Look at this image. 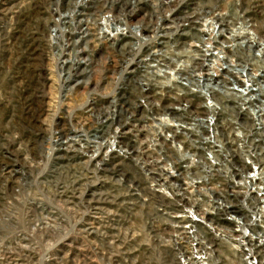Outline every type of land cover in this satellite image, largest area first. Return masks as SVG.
Wrapping results in <instances>:
<instances>
[{"label": "rangeland", "instance_id": "rangeland-1", "mask_svg": "<svg viewBox=\"0 0 264 264\" xmlns=\"http://www.w3.org/2000/svg\"><path fill=\"white\" fill-rule=\"evenodd\" d=\"M84 2L0 0V264L200 259V250L191 248L200 234L185 231L200 230V224L176 218L179 211L156 191L169 197L176 192L170 184L156 185V179L165 183L164 158L170 153L161 154L169 133L161 119L176 114L163 99L169 90L120 87L98 24H90L93 35L83 38ZM183 2L189 10L199 6L231 17L241 3V13L264 17V0ZM57 23L65 29L58 31ZM90 55L89 72H69V63L77 66V57ZM70 138L77 144H68ZM201 154L213 155L192 156ZM191 169L172 173L184 177L180 183L189 182L197 172ZM183 187L182 194L198 200L200 212V188ZM191 214L200 222V214Z\"/></svg>", "mask_w": 264, "mask_h": 264}, {"label": "built area", "instance_id": "built-area-1", "mask_svg": "<svg viewBox=\"0 0 264 264\" xmlns=\"http://www.w3.org/2000/svg\"><path fill=\"white\" fill-rule=\"evenodd\" d=\"M176 2L132 0L122 11L123 5L117 3L114 11L100 12L102 0H85L88 25L84 30L89 35L79 39L92 37L90 24H98L101 39L109 48L108 55L114 58L121 75V88L169 90L163 99L176 114L168 113L161 119L169 130L161 154L175 153L179 160L170 153L165 156L164 160L171 162L168 167L165 162L167 178L165 183L156 179V185L163 188L170 184L176 192L169 197L164 190L156 191L169 200L172 210L179 211L176 218L188 216L200 224V230H185L200 234L199 242L197 236L191 244V248L200 250V259H181L182 264H264V26L259 32L254 29V22H264V17L241 13V3L237 5V17L217 12L224 21L234 22L232 27L222 25L229 30L227 35L237 27L240 55L233 56L232 43L225 33L226 36L216 32L219 27L213 25L212 19L204 22L200 18H182L201 7L189 10L183 0ZM154 13L157 25L153 32L146 27L151 23L148 17ZM258 13L261 15L262 11ZM239 18L254 22L245 31ZM104 20L109 21L110 30L115 28L112 35L106 36L108 33L101 30ZM57 25L58 31L64 28ZM56 32L54 29V43L59 46L61 37ZM200 36L205 42L202 48L200 42L192 40ZM214 37L226 39L229 46L220 49L219 41L213 42ZM243 40L256 44L248 42L246 46ZM128 42L134 46L127 48ZM90 59L91 55L84 60L77 57L82 61L79 71H90ZM201 151L213 155L193 158ZM180 167L197 171L190 172L193 178L184 183L200 188V212L195 210L198 200L181 193L186 190L180 183L184 177L174 178L178 175L172 169ZM191 213L200 214V222Z\"/></svg>", "mask_w": 264, "mask_h": 264}, {"label": "bare ground", "instance_id": "bare-ground-1", "mask_svg": "<svg viewBox=\"0 0 264 264\" xmlns=\"http://www.w3.org/2000/svg\"><path fill=\"white\" fill-rule=\"evenodd\" d=\"M104 1H105V5H106V9L105 10H109V11H114L116 8H117V3L118 4H120L121 3V6L123 5V7L121 8V7H119V8H121L120 10L122 11L124 8H125V6L126 5H130V4H132V0H102V4L101 5H103L104 4ZM133 1H135V0H133ZM114 4H115V6H114ZM109 6L111 7V8H109ZM201 9V10H200ZM200 9H197V11H194V12H192L191 14H188V15H186V16H183L182 18H185L184 20H195V19H198V18H200L201 20H203L204 22H208L210 19H212V21H213V25H218V29L216 30V32L217 33H221L222 32V34L223 33H225V32H228L229 30L227 29V28H224V27H222V25L223 24H228V25H230L231 26V24H232V26H233V24H234V22L232 21V22H230V21H224V17H222L220 14H218L217 12H213V13H210V12H205L204 11V9H203V7L202 8H200ZM85 12V11H84ZM82 13V12H81ZM157 13V12H156ZM156 13H154V14H151L149 17H148V19H149V22H151L147 27H146V29L147 30H152L153 32H154V30H155V25H157V24H155V21H154V17L155 16H157L156 15ZM247 13V12H246ZM84 14V13H83ZM82 14V15H83ZM86 15V14H85ZM88 16V15H87ZM235 17H237V15L235 14L234 15ZM68 17H70V15H68ZM100 20V18L97 20V21H99ZM239 20V22H240V24H241V26H243L244 27V30L245 31H247V29H248V24H250V25H252V21H253V19H249V20H247V18H242V19H238ZM241 20V21H240ZM86 22V21H85ZM254 22V21H253ZM101 23V22H100ZM107 23L110 25V23H109V21L108 20H104V22L102 23V27H103V31H105V32H107L108 34L106 35V36H109V35H112V31L115 29H113V30H110V27L109 26H107ZM154 25V26H153ZM118 26V25H117ZM231 26V27H232ZM262 26H264V22H260V23H258V22H254V29L256 30V32H259L261 29H262ZM237 29V27L236 26H234V30L231 28L230 30H232L230 33H229V35H227L228 33H225V34H223L224 36H226L225 38L227 39V40H229V43H232V45L231 46H233V48H232V50H231V55H240V53H239V48H238V44H239V34H238V31L236 30ZM86 34L87 35H89L87 32H86ZM218 37H220V36H218ZM114 38V36L112 37V38H109V39H113ZM222 38V37H221ZM226 39H222L221 41L217 38V37H214L213 38V42L214 43H216L217 41H219V46H220V49H226V47H228L229 45H227V40ZM192 40H195L194 42H197V43H199L200 42V47L202 48V46H204V38L203 37H201L200 36V38H198V37H193L192 38ZM244 42H245V44H246V46H247V44H248V42L251 44V45H254V44H256V43H254V42H250V40H243ZM125 45H128V46H126L127 48H129V47H133L134 46V44H133V42H128L127 44H125ZM239 46H240V44H239ZM131 50V49H130ZM209 50V49H208ZM210 51V50H209ZM234 51V52H233ZM208 52V51H207ZM207 52H205V53H207ZM202 51L200 50V67H201V57H202ZM206 56V55H205ZM206 60L208 61V57H206ZM214 62V60L212 61V63ZM79 65H80V63L77 65V66H74L73 64H71V65H69V72H71V70H72V72H74V73H76L77 72V70L78 69H80L79 68ZM84 70H86V69H84V68H82V70L81 71H84ZM180 77H183V75H181ZM61 131V130H60ZM66 134V133H65ZM65 134H63L62 135V133H61V136H64ZM66 136H67V134H66ZM68 138V137H67ZM73 138H74V136H73ZM73 138H70L71 140H70V142L68 141V144H70V143H73V144H77L76 143V140L75 139H73ZM65 139V138H64ZM78 139V138H77ZM80 139V138H79ZM58 140V139H57ZM56 140V141H57ZM79 141V140H78ZM59 143V142H58ZM85 186L86 184H85V182L81 185V186ZM82 189H83V187H82Z\"/></svg>", "mask_w": 264, "mask_h": 264}]
</instances>
